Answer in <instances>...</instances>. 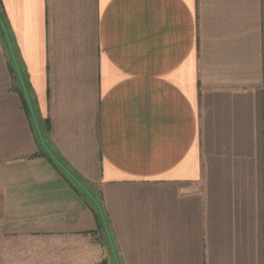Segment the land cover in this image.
Listing matches in <instances>:
<instances>
[{"label":"crops","instance_id":"1","mask_svg":"<svg viewBox=\"0 0 264 264\" xmlns=\"http://www.w3.org/2000/svg\"><path fill=\"white\" fill-rule=\"evenodd\" d=\"M0 8L42 138L120 264H264V0ZM10 62L0 29V264L108 262Z\"/></svg>","mask_w":264,"mask_h":264},{"label":"water","instance_id":"2","mask_svg":"<svg viewBox=\"0 0 264 264\" xmlns=\"http://www.w3.org/2000/svg\"><path fill=\"white\" fill-rule=\"evenodd\" d=\"M0 29H1L2 34L4 36V39H5V42H6L8 51H9V54H10L11 61L13 63L14 70L16 72V75H17V78H18V81H19V84H20V87H21V90H22V94H23V96L25 98V101H26V104L28 106L31 119L33 121L35 130H36L37 135H38V138H39V142H40V144H41L44 152L57 165V167L71 180V182L74 183V185H76L79 188V190L84 195H86L88 197V199L95 206V208L97 209V211H98V213L100 215V219H101V222H102V226L104 228V231H105V234H106V237H107V240H108V243H109V246H110V249H111V252H112L114 261H115V264H119V260H118V257H117V253H116V250H115V247H114V244H113L111 235L109 233V229L107 227V224H106V221H105V217L103 215V211H102L99 203L86 190V188L65 168V166L51 153V151L48 149L47 145L45 144V142H44V140L42 138V135H41V132L39 130V126H38L37 120H36L35 115H34V112H33V108H32V105H31V101H30L29 95L27 93V90H26V87H25V84H24L22 75L20 73L19 66L17 64L16 58H15V55H14V52H13V49H12V46H11V43H10V40H9V36L7 34L5 25H4L1 17H0Z\"/></svg>","mask_w":264,"mask_h":264},{"label":"rangeland","instance_id":"3","mask_svg":"<svg viewBox=\"0 0 264 264\" xmlns=\"http://www.w3.org/2000/svg\"><path fill=\"white\" fill-rule=\"evenodd\" d=\"M9 40H10V38H9ZM10 43H11V41H10ZM11 46H12V44H11ZM12 49H13V47H12ZM13 52H14V49H13ZM10 55V54H9ZM14 55H15V52H14ZM15 58H16V55H15ZM11 59V58H10ZM16 61H17V58H16ZM11 63H12V61H11ZM17 64H18V62H17ZM12 66H13V63H12ZM19 66V65H18ZM13 68H14V66H13ZM15 71V70H14ZM16 73V72H15ZM21 73V72H20ZM16 77H17V75H16ZM17 80H18V78H17ZM18 84H19V81H18ZM19 86H20V84H19ZM21 88V87H20ZM22 91V90H21ZM24 97V96H23ZM24 100H25V98H24ZM25 103H26V101H25ZM26 106H27V104H26ZM27 108H28V106H27ZM28 111H29V109H28ZM83 194V193H82ZM92 195V194H91ZM83 196L87 199V201L94 207L93 209L96 211V213L98 214V218H99V224H101V227H103L102 226V222H101V219H100V215H99V213H98V211H97V209L95 208V206L92 204V202L88 199V197L86 196V195H84L83 194ZM93 196V195H92ZM94 197V196H93ZM95 198V197H94ZM96 199V198H95ZM96 201L98 202V200L96 199ZM99 203V202H98ZM100 205V204H99ZM101 207V206H100ZM102 209V208H101ZM103 215H104V213H103ZM103 231H104V228H103ZM104 233H105V231H104ZM105 236H106V234H105ZM107 238V237H106ZM107 245H108V249H109V257H110V260L108 259V262H106V261H103L101 264H115V261H114V258H113V255H112V252H111V249H110V246H109V243H108V240H107ZM111 253V254H110ZM118 257V256H117ZM119 260V259H118ZM119 264H120V262H119Z\"/></svg>","mask_w":264,"mask_h":264},{"label":"trees","instance_id":"4","mask_svg":"<svg viewBox=\"0 0 264 264\" xmlns=\"http://www.w3.org/2000/svg\"><path fill=\"white\" fill-rule=\"evenodd\" d=\"M0 16H1L2 20H3V14H2V12H1V8H0ZM10 67H11V73L13 74V78H14L16 84L18 85V80H17V77H16V73H15V71H14V68H13L11 62H10ZM20 96H21V99H22V102H23V106H24V108L27 110V113H29L22 92H20ZM68 181L70 182V180H68ZM70 183L72 184V182H70ZM72 185H73V184H72ZM73 187H75V189H77L76 186H73ZM77 191H78L81 195H83L78 189H77ZM93 210H94V209H93ZM94 211H95V210H94ZM95 213H96V211H95ZM96 215H97V218H98V214H97V213H96ZM98 219H99V218H98Z\"/></svg>","mask_w":264,"mask_h":264}]
</instances>
